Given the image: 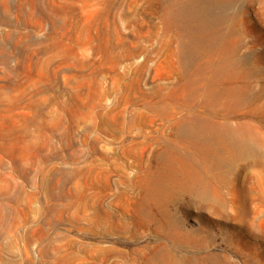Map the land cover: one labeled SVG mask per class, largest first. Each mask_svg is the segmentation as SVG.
<instances>
[{"label":"rangeland","instance_id":"obj_1","mask_svg":"<svg viewBox=\"0 0 264 264\" xmlns=\"http://www.w3.org/2000/svg\"><path fill=\"white\" fill-rule=\"evenodd\" d=\"M183 3L0 0V264H264V0L191 53ZM190 126L259 150L218 161Z\"/></svg>","mask_w":264,"mask_h":264},{"label":"bare ground","instance_id":"obj_2","mask_svg":"<svg viewBox=\"0 0 264 264\" xmlns=\"http://www.w3.org/2000/svg\"><path fill=\"white\" fill-rule=\"evenodd\" d=\"M229 1L230 0H184L181 8L183 19L189 24L193 22H197V24L201 23L189 45V53L196 52L207 46L206 44L211 40V33L208 30L209 24L213 26L217 22L214 11L220 10ZM185 132L199 140L201 143L200 147H202L203 150L215 154L218 161H225L234 151L240 153H255L259 150L260 146L259 142L244 130L222 129L206 133V131L200 127L190 126L185 128ZM222 151L224 154H222ZM161 156L167 163L169 162L171 164L173 158H171L170 153L165 152ZM180 162L184 161L180 160ZM176 168L177 167L172 164L165 173L162 174L164 180L170 182V185H175L174 187L180 189H190L200 186V188L203 189L202 191H208L201 179L196 175L193 176L190 174L183 166L181 168V172L184 175L183 180L176 178V171H180L178 168L176 170ZM149 181L150 180H148V182ZM162 190V185L157 184V181L151 184V194L155 196L156 199L157 193L162 192ZM148 264H178V262L174 260H164L155 256L149 260Z\"/></svg>","mask_w":264,"mask_h":264}]
</instances>
